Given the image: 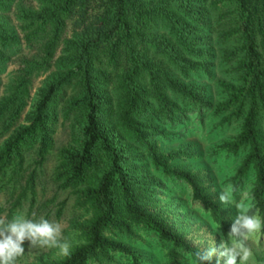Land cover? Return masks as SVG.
<instances>
[{
    "label": "trees",
    "instance_id": "trees-1",
    "mask_svg": "<svg viewBox=\"0 0 264 264\" xmlns=\"http://www.w3.org/2000/svg\"><path fill=\"white\" fill-rule=\"evenodd\" d=\"M14 2L0 0V73L19 48L18 32L5 16ZM37 3L36 9L21 10L19 18L25 42L36 46L38 55L0 96V138L9 134L0 143V174L22 171L33 151L35 167L23 191L33 197L35 169L54 147L60 118L77 129L81 142L78 148L58 149L54 179L73 191L86 214L78 221L82 243L67 255L35 264H111L116 257L146 264L123 242L138 230L156 238L163 264H194L200 249L174 228L156 200L154 172L187 183L193 199L228 233L232 211L198 172L173 164L189 153L159 144L162 126L175 128L188 110L227 111L222 118L239 120L227 147L232 153L246 149L238 174L254 176L249 214L255 209L264 214V147L258 132L264 117V0ZM68 21L71 34L64 37ZM217 61L233 77L219 83L225 98L214 106L206 81ZM46 68L50 71L22 123L30 75Z\"/></svg>",
    "mask_w": 264,
    "mask_h": 264
},
{
    "label": "rangeland",
    "instance_id": "rangeland-1",
    "mask_svg": "<svg viewBox=\"0 0 264 264\" xmlns=\"http://www.w3.org/2000/svg\"><path fill=\"white\" fill-rule=\"evenodd\" d=\"M37 6V0H15L14 5L5 13L10 24L18 32L20 41L17 46L19 48H16L14 54L8 58L3 72L0 73V96L11 80L24 74L27 62L32 61L38 55L36 46L32 47L25 42L22 32L23 21L19 18L21 10L36 9ZM70 34L71 24L68 21L64 37ZM256 40L261 50L259 35H256ZM214 70L212 78L206 83L209 85L213 104L216 106V103L221 102L225 95L219 83L230 81L233 74L228 71L227 66L218 61ZM49 71L48 68L37 69L30 75L28 105L22 123L25 122L26 114L31 110L37 89ZM195 113L193 110H188L178 119L175 128L163 125L164 133L160 137L159 144L164 150L185 149L189 154L176 159L173 164L198 172L213 188L217 199L218 193L222 190L229 192L233 203L227 207L222 205L232 211L233 220L237 213L235 205L239 204L249 210L255 203L252 172L242 178L238 174L239 164L246 149L232 153L227 147V143L237 133L240 122L233 117L222 118L227 115V111L218 114L208 112L195 115ZM258 132L264 147V117H261L258 122ZM8 136V133H3L0 143ZM80 142V133L77 129L67 124L63 125L59 118L54 133V147L44 163L35 169L33 197L29 190L23 193L26 178L35 167L34 161L37 156L33 151L26 156L25 168L22 171L12 174L7 170L0 174V218H6L9 221L13 217L36 220L45 218L52 222H59L62 226L63 238L69 243L70 248L82 243L78 221L86 213L77 205L73 191L69 188H61L59 182L54 179L58 149L61 146L78 148ZM154 174L157 184L156 200L171 217L174 228L187 233V239L192 245L203 250L214 243L218 245L221 238L227 242V234L224 235L219 226L210 219L209 211L193 199L187 183L179 179L163 177L159 172H154ZM17 199L19 202L16 205ZM253 215L264 222V214H261L259 209H255ZM137 232L135 238L123 239L126 247L142 255L147 261L146 264H163V251L159 245H156V238L142 230ZM245 244L251 252L245 264H264V227L252 234ZM23 246L25 253L17 259L15 264H35L47 258H59L64 255L58 248H29L27 241ZM213 260L215 262V258ZM111 264H129V262L116 257Z\"/></svg>",
    "mask_w": 264,
    "mask_h": 264
},
{
    "label": "clouds",
    "instance_id": "clouds-1",
    "mask_svg": "<svg viewBox=\"0 0 264 264\" xmlns=\"http://www.w3.org/2000/svg\"><path fill=\"white\" fill-rule=\"evenodd\" d=\"M218 200L226 207L232 204L229 192L222 190ZM237 213L227 233V242L221 238L220 243L210 245L207 249L194 253V264H245L251 252L245 241L264 227V222L249 214L247 208L235 205ZM214 239V238H213ZM29 248H58L67 255L70 245L63 238L62 226L45 218L26 219L13 217L12 220L0 218V264H15L25 253V242Z\"/></svg>",
    "mask_w": 264,
    "mask_h": 264
}]
</instances>
